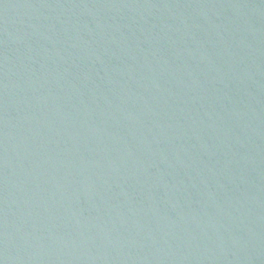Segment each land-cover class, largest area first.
<instances>
[{
    "label": "water",
    "instance_id": "95a60500",
    "mask_svg": "<svg viewBox=\"0 0 264 264\" xmlns=\"http://www.w3.org/2000/svg\"><path fill=\"white\" fill-rule=\"evenodd\" d=\"M0 264H264V0H0Z\"/></svg>",
    "mask_w": 264,
    "mask_h": 264
}]
</instances>
